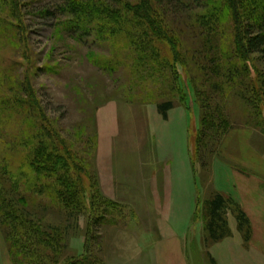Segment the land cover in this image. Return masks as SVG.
Segmentation results:
<instances>
[{"label":"rangeland","instance_id":"374dc122","mask_svg":"<svg viewBox=\"0 0 264 264\" xmlns=\"http://www.w3.org/2000/svg\"><path fill=\"white\" fill-rule=\"evenodd\" d=\"M64 1L18 0L15 6L0 0V109L11 98L27 107L0 123V264H36L14 247L10 211L38 238L37 264L264 263V238H253L264 225V181L251 167L264 153V55L252 52L246 61L247 83L258 86L256 103L246 100L251 92L243 99L236 88L225 94L229 79L214 71L226 63L225 33L202 30L223 0H151L164 28L183 38L188 67L173 69L152 50V63L142 65L133 36L118 44L119 38L74 32L71 16L58 10ZM43 9L56 13L45 17ZM28 80L37 119L27 104ZM206 98L225 120L219 145L203 137ZM169 101L164 117L159 106ZM39 122L83 160L82 175L74 176L84 206L70 208L54 195L55 174L35 163L27 167L40 141L38 135L31 141ZM35 179H46V187H34ZM216 191L249 218V227H241L237 207L228 204V233L219 240L206 228V200ZM32 225L56 233L57 243L39 239Z\"/></svg>","mask_w":264,"mask_h":264},{"label":"trees","instance_id":"16d2710c","mask_svg":"<svg viewBox=\"0 0 264 264\" xmlns=\"http://www.w3.org/2000/svg\"><path fill=\"white\" fill-rule=\"evenodd\" d=\"M13 1L15 6H17L18 0ZM113 1H116V5L114 4L116 9L112 8L109 0H65L58 10L71 16L72 23L70 25L74 32H82L87 37L94 33H99L104 39H109L110 37L111 39L119 38L118 44L127 36L135 37V44L138 42L139 46L140 62L143 63L142 65L146 64L145 67L147 64L152 63L150 50H152L154 56L161 58L164 66L169 69H173L175 64L184 68L188 67L181 50V46H184L183 38L179 32H171L170 26L165 27L168 29V34L165 32L166 29L163 23L155 17L158 11L151 0H134L133 3L120 0ZM213 12L208 20L205 18L202 21V30L206 34L215 33L219 29L223 30L225 33L224 43L226 42L223 48L226 63L221 64L222 62L217 60L220 63H217L214 71L216 69L218 76H224L229 79V85L226 84L227 88L224 89L226 90L225 94L231 93L236 88L235 90H238L236 94L240 98H244L246 93L251 92L250 96L246 97V100L249 99V102L256 103L255 94L252 95V93L258 92V86L257 84L247 83L246 61L252 52L264 55V0H223L221 5L216 6ZM55 13L43 9L41 15L49 17ZM232 21L233 24L229 32L227 30L230 29V22ZM224 29L227 30L225 31ZM153 68L154 64L147 70H153ZM159 72H161L160 69ZM25 89L28 97L27 104L33 107L29 108V111L37 119L38 115L33 111H35L34 108H38V101L33 85L29 80L25 84ZM24 101L22 99H14L12 101V98L10 101L3 100L0 109V123L4 117L8 118L6 113L14 114L11 115L12 118H19V116L24 115L27 108L24 105L26 101ZM204 103L202 119L207 127L203 137H210V140L215 137L217 139L216 143H218L222 137L221 129L224 125V117L220 109L209 105L207 98ZM171 107L172 102H164L160 104L159 110L166 117L167 111ZM7 118H4V120ZM27 120L28 122L35 121L33 118ZM39 123L32 126L33 131H36V133L34 132L32 135L31 141L37 135L40 141L38 140V147L29 152L27 167L37 164L44 170L43 173H48V175L55 174L58 184H51L50 186L54 195L65 201L70 208L75 209L84 206V197L81 195L82 185L74 176V173H77V177H79V174L80 176L82 175V171L85 169L83 160L69 146L68 141L58 139L56 130H53L46 123ZM216 130L218 131L216 132ZM56 142L57 144L55 145ZM42 163L43 166H41ZM18 169L20 168L15 167V170L18 171ZM15 170L11 174H14ZM45 181L46 179H35L31 182L34 187L41 190L46 187ZM92 201L95 204L93 199ZM228 204L237 207L239 213L237 219L240 220L241 227L247 224L249 227V218L238 204L231 197H226L221 192L216 191L206 200L205 205L208 216L206 228L213 240H219L228 233L227 220L225 219ZM10 212L12 237L17 234L14 240V247L27 253V259L29 257V259H34L36 264L39 263L41 256L36 254L38 252H34L36 248L35 241L38 238L33 237L32 233H29L27 226L21 225L22 221L19 222L18 215L14 214L13 216L14 212ZM36 227L39 226H31L35 234H40L38 236L39 239L43 241L49 239L52 243H57L56 233L43 230L42 227H39V229ZM41 240L39 241L41 242ZM82 263V260L77 261V264ZM41 264L44 263L41 262Z\"/></svg>","mask_w":264,"mask_h":264},{"label":"crops","instance_id":"0c3cea01","mask_svg":"<svg viewBox=\"0 0 264 264\" xmlns=\"http://www.w3.org/2000/svg\"><path fill=\"white\" fill-rule=\"evenodd\" d=\"M260 154V153H259ZM259 157H255L254 159L256 160V162H253L254 160L252 159V164H251V167L254 171H257L255 172L256 174L258 173L259 176H263L262 180L264 181V153L263 154H260L258 155ZM231 173H232V168H231ZM252 178H256L255 176H252ZM257 180H261L260 178L257 177ZM241 181H245V177L244 176H241ZM226 190V189H225ZM255 233H254V239H255V242H259V240L261 239V236H259V234L262 235V238H264V225L262 226H258L256 229H255ZM256 234V236H255ZM259 236V237H258ZM258 237V238H257ZM257 242V243H258ZM256 243V245H257ZM263 244V243H262ZM261 245V244H260ZM258 246V245H257ZM247 260V259H246ZM263 260V259H261ZM248 261V260H247ZM259 262V264H264L263 262L257 260ZM264 261V260H263Z\"/></svg>","mask_w":264,"mask_h":264}]
</instances>
